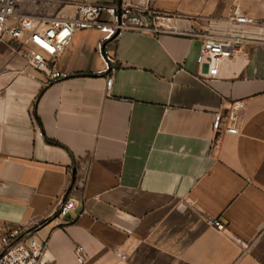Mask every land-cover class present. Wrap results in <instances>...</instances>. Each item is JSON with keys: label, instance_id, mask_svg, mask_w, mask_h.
<instances>
[{"label": "crops", "instance_id": "crops-1", "mask_svg": "<svg viewBox=\"0 0 264 264\" xmlns=\"http://www.w3.org/2000/svg\"><path fill=\"white\" fill-rule=\"evenodd\" d=\"M82 3L160 15L162 32L110 40L116 65L104 73L103 33L78 29L58 79L0 44V235L21 228L61 264H80L76 246L81 264H264V0H23L20 10L71 18ZM200 35L243 39L215 77L196 61ZM228 101L243 104L236 134ZM69 192L78 203L62 224L52 215Z\"/></svg>", "mask_w": 264, "mask_h": 264}, {"label": "built area", "instance_id": "built-area-1", "mask_svg": "<svg viewBox=\"0 0 264 264\" xmlns=\"http://www.w3.org/2000/svg\"><path fill=\"white\" fill-rule=\"evenodd\" d=\"M23 0H0V44L5 41L15 42L26 64L37 71L45 73L49 79H58L65 74L53 70L62 52L69 46L72 34L78 29L93 28L103 35L96 44V51L103 61L102 72H110L116 65V59L106 52L107 43L118 37L124 31L139 33H159L162 28L158 21L160 15L140 12L130 5H106L82 3L77 6L75 16L71 18L25 14L20 10ZM107 16V19L103 18ZM239 23H251L244 16H236ZM202 37L196 58L198 64L206 65V75L215 77L219 63L232 60L240 53L243 39L240 36L214 38L208 35ZM50 59V63L47 61ZM105 87H111V78L106 77ZM243 109L241 101H228L224 104L229 125L228 133H237L236 123ZM78 198L67 193L59 203L57 211L52 215L60 219L62 224L70 221L68 214L74 210ZM77 216L80 213H76ZM210 224L219 231H226L224 224L212 219ZM241 245L245 244L240 240ZM0 264H61L48 252L47 242L39 241L30 233L15 227L0 235ZM76 260L83 262L82 247L75 248Z\"/></svg>", "mask_w": 264, "mask_h": 264}, {"label": "trees", "instance_id": "trees-1", "mask_svg": "<svg viewBox=\"0 0 264 264\" xmlns=\"http://www.w3.org/2000/svg\"><path fill=\"white\" fill-rule=\"evenodd\" d=\"M72 181H74V172H73V175H72Z\"/></svg>", "mask_w": 264, "mask_h": 264}, {"label": "rangeland", "instance_id": "rangeland-1", "mask_svg": "<svg viewBox=\"0 0 264 264\" xmlns=\"http://www.w3.org/2000/svg\"><path fill=\"white\" fill-rule=\"evenodd\" d=\"M47 61L50 63V59H47Z\"/></svg>", "mask_w": 264, "mask_h": 264}]
</instances>
